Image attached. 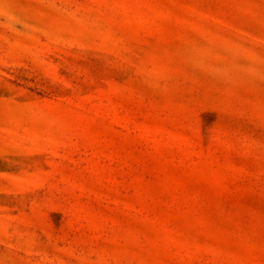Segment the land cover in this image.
Here are the masks:
<instances>
[{"label": "rangeland", "instance_id": "obj_1", "mask_svg": "<svg viewBox=\"0 0 264 264\" xmlns=\"http://www.w3.org/2000/svg\"><path fill=\"white\" fill-rule=\"evenodd\" d=\"M0 264H264V0H0Z\"/></svg>", "mask_w": 264, "mask_h": 264}]
</instances>
